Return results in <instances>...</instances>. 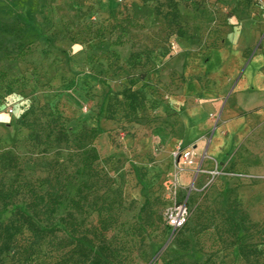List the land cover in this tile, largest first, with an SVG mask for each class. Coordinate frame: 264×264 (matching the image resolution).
Wrapping results in <instances>:
<instances>
[{
  "label": "rangeland",
  "instance_id": "374dc122",
  "mask_svg": "<svg viewBox=\"0 0 264 264\" xmlns=\"http://www.w3.org/2000/svg\"><path fill=\"white\" fill-rule=\"evenodd\" d=\"M203 1L0 0V117L8 118L0 119V182L13 175H67L66 193L72 194L86 178L75 136L82 129H100L93 143L101 175L96 187L121 203L114 236L123 264H190L207 258L213 264H244L225 232L230 207L253 224L247 240L263 250L264 264V121L235 140L228 160L199 166L205 155L184 143L181 121L167 109L173 85L170 41L182 35L216 45L212 21H202L207 27L198 32L190 26L200 21L195 12ZM242 3L247 12L258 11L253 0ZM178 8L187 11L185 20ZM263 38L258 37L255 50H264ZM130 89L143 98L141 106L135 113L116 106L114 118L106 119L107 100L114 94L122 99ZM50 114L67 121L68 142L55 141ZM208 118L215 128L219 120L214 114ZM186 149L193 151L195 163L177 164L173 153ZM176 164L179 196H188L191 218L182 231L167 236L160 195ZM197 165L204 172L198 173ZM215 168L224 175L208 173ZM143 205L148 206L144 213ZM8 209L0 203V221H6ZM88 221H96L92 210ZM51 248L34 246L30 264L54 261L58 253ZM0 264H12L10 257Z\"/></svg>",
  "mask_w": 264,
  "mask_h": 264
},
{
  "label": "trees",
  "instance_id": "16d2710c",
  "mask_svg": "<svg viewBox=\"0 0 264 264\" xmlns=\"http://www.w3.org/2000/svg\"><path fill=\"white\" fill-rule=\"evenodd\" d=\"M256 1L254 0L255 3ZM142 99L132 89L124 91L122 99H119V94H114L106 103V119L114 118L116 111L113 108L116 106H123L135 113L141 106ZM50 117V132L54 134L55 141L68 142L67 121L61 115L50 114ZM100 133V129L91 127L82 129L75 136L79 142L81 172L86 178L75 186L72 194L66 193L67 175L63 178L60 175H49L35 179L13 175L8 183L0 182V203L10 207L6 221H0V262L3 258L10 257L12 264H30L34 246L47 244L52 247L53 252L59 254L47 264L124 263L121 243L114 236L120 224L121 203L114 199L108 200L105 192L100 193L96 187L101 175L95 168L99 155L93 143ZM160 200L162 222L167 236H170L172 231L163 219L167 202L162 192ZM146 206L143 205L141 212H145ZM62 208L64 212L60 214ZM89 210L96 214L95 223L88 221ZM147 218V221L151 220V217ZM190 218L191 215L187 223L174 231L172 236L182 231ZM225 224V232L231 238L229 246L236 249L240 260L244 264H261L263 250L258 249L256 243L247 240L250 236L249 225L253 226L247 215L238 208L230 207ZM20 240L25 241L20 243ZM179 264L188 263L182 261ZM190 264L213 262L207 258L202 263Z\"/></svg>",
  "mask_w": 264,
  "mask_h": 264
},
{
  "label": "crops",
  "instance_id": "0c3cea01",
  "mask_svg": "<svg viewBox=\"0 0 264 264\" xmlns=\"http://www.w3.org/2000/svg\"><path fill=\"white\" fill-rule=\"evenodd\" d=\"M242 2L246 0H204L195 12L200 21L191 28L198 32L207 27L202 21H212L216 45L182 35L170 41V47L173 43L175 48L171 47L167 62L168 77L173 79L167 109L179 117L184 143H192L200 157L205 155L198 165L207 166L212 161L220 165L228 160L235 140L264 121V50H255L258 37L264 35L260 33L264 20L257 1L253 0L256 13L247 12ZM186 12L179 9V16L184 19ZM248 51L252 52L247 57ZM209 114L219 120L215 128ZM208 132L209 142L204 139Z\"/></svg>",
  "mask_w": 264,
  "mask_h": 264
},
{
  "label": "built area",
  "instance_id": "2783aa9c",
  "mask_svg": "<svg viewBox=\"0 0 264 264\" xmlns=\"http://www.w3.org/2000/svg\"><path fill=\"white\" fill-rule=\"evenodd\" d=\"M118 3H123L125 0H116ZM257 4L261 7V17L264 20V0H257ZM171 47L175 48V45L171 43ZM11 112V110H9ZM123 136V133H120ZM173 157L177 159V164L192 165L195 163L194 153L191 149L182 151H176L173 153ZM175 168L171 170L163 181L162 196L167 202L166 207L163 210V219L165 224L171 229L172 233L177 229L182 228L190 217V208L188 204V196L180 197V185L178 175L181 169ZM198 173L204 172L200 167L197 169ZM212 176L221 175L222 171L215 168L213 171H208ZM242 175V174H237Z\"/></svg>",
  "mask_w": 264,
  "mask_h": 264
},
{
  "label": "clouds",
  "instance_id": "9594fccd",
  "mask_svg": "<svg viewBox=\"0 0 264 264\" xmlns=\"http://www.w3.org/2000/svg\"><path fill=\"white\" fill-rule=\"evenodd\" d=\"M5 119H3V120H7L8 118L7 117H4Z\"/></svg>",
  "mask_w": 264,
  "mask_h": 264
},
{
  "label": "snow or ice",
  "instance_id": "6c2138e0",
  "mask_svg": "<svg viewBox=\"0 0 264 264\" xmlns=\"http://www.w3.org/2000/svg\"><path fill=\"white\" fill-rule=\"evenodd\" d=\"M0 119H5L4 117H0Z\"/></svg>",
  "mask_w": 264,
  "mask_h": 264
}]
</instances>
